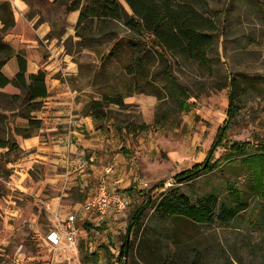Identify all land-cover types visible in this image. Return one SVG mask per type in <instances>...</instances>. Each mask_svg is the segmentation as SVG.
<instances>
[{
    "label": "rangeland",
    "instance_id": "obj_1",
    "mask_svg": "<svg viewBox=\"0 0 264 264\" xmlns=\"http://www.w3.org/2000/svg\"><path fill=\"white\" fill-rule=\"evenodd\" d=\"M207 9L211 14L214 11L213 17L219 27V36L215 37L213 49L208 53L211 66L202 68L166 52L172 72L192 94L189 100L192 107L184 111L175 106L167 91L162 76L163 63L158 57H154L146 77L133 79L126 72L131 55L130 36L122 23L107 24L84 40L75 34L70 36L66 50L77 73L66 76V83L82 90L78 94L83 101H88L86 104L104 94L123 95L122 108L112 103L104 107L108 120L103 129L112 133L110 138L116 146L113 155L125 152L126 165L137 170L136 179L141 183L131 177V185L125 189L130 204L122 217L99 224L89 219L79 221L78 253H70L65 260H54L45 239L46 233L55 226L54 211L46 207L45 198L16 186L18 175L8 163L21 157L19 148L6 154L1 151L0 264H118L116 259L128 232L129 215L142 203L148 191L152 195L159 194L161 186L167 189L172 185L175 175L206 158L217 130L227 118L230 74L238 77L244 85L241 87L248 91L241 92L238 97L239 109L226 131L227 139L264 144V0H207ZM5 14L7 11L0 8V16ZM0 35L4 37L5 34ZM111 51L112 56L107 57ZM148 55L152 56V52ZM1 92L12 93L9 89H0V113L4 116L0 137L17 142L16 137L22 136L16 134L15 127L25 122V118L19 116L23 106L21 101L1 96ZM141 124H146L147 129H140ZM225 152L226 148L218 147L214 159L223 157ZM232 164L226 160L219 168L183 181L179 187L194 199L211 193L217 195L219 208L222 203L234 204L229 187L235 186L244 191L249 205L247 210L229 223L215 221L208 225L185 217L160 219L150 207L137 230L127 235L131 246L126 264H190L191 261L238 264L233 258L236 254L246 264L261 262L264 197L247 190L246 171ZM35 171L42 174L43 169L31 171L32 182L24 178L23 184L36 183L39 176ZM144 182L146 187L142 186ZM160 182L161 186L151 191ZM86 198L84 192L67 189L60 202L71 205L68 206L71 211ZM76 202L79 205L74 206ZM93 252L96 258L83 259Z\"/></svg>",
    "mask_w": 264,
    "mask_h": 264
},
{
    "label": "trees",
    "instance_id": "obj_2",
    "mask_svg": "<svg viewBox=\"0 0 264 264\" xmlns=\"http://www.w3.org/2000/svg\"><path fill=\"white\" fill-rule=\"evenodd\" d=\"M59 5H63L66 11L80 9L77 19L75 35L82 40L89 38L95 30L105 28L107 24L122 23L129 31L128 41L131 55L126 65V72L136 79L138 76L146 77L153 65L154 57H158L162 63V76L166 80L167 91L174 99L175 106L181 110H189L192 103L191 91L182 83L179 77L172 72V63L166 52L173 57H179L186 63H197L202 68L210 67L208 53L213 49L215 37L219 36L217 19L207 11V0H88L81 5L82 0H54ZM125 3L128 9L124 6ZM0 8L6 10L7 14L0 16V88L7 84L15 86L19 93H2L1 96H9L16 101H21L22 112L19 116L27 120L21 126L15 127V132L22 137L34 134L42 126L41 119L35 117V113L40 109L48 96L45 72L38 70L33 73L28 70L25 53L16 51L10 42L5 38L8 30L14 24L13 11L8 0H0ZM29 16H31L29 14ZM216 34V35H215ZM222 34V33H221ZM152 52V56L148 55ZM113 51L108 56H112ZM105 57V59L107 58ZM259 76V75H258ZM229 94L227 118L222 127L216 132V137L209 146L206 158L201 162H195L190 169L182 170L173 177L172 185L169 188L161 186L162 182L155 184L152 188L161 186L159 194H148L143 201L134 209L128 219L127 234L121 246L118 264H126L124 255L128 234L137 230L140 221L144 217L148 208L155 209L156 216L160 219L169 217H185L195 223L211 225L215 221L226 224L237 217L241 211L249 208L243 190H238L235 186H230L229 191L234 204L222 203L218 208V197L211 193L192 198L188 193L181 190L179 184L183 181L196 179L202 173H209L211 170L219 168L224 161L228 160L241 166L248 176L247 190L251 194H259L264 197V144L250 143V141H233L227 139L228 127L234 120L238 109V97L241 92H246V88L241 84L238 77L233 74L228 75ZM241 91H240V90ZM115 104L119 108L123 106V95L104 94L100 99L90 101L82 109L86 114H90L98 128H103L108 120V111L104 107ZM4 116L0 113V123ZM140 129H147L146 124H141ZM1 130V128H0ZM0 146L7 147L9 153L19 148L18 143L7 138L0 137ZM218 147L226 148L224 156L214 159L215 151ZM218 210V211H217ZM217 212V213H216ZM131 246L129 241L128 250ZM106 247V246H105ZM262 261H253L250 264H264V254ZM96 258V252L83 256ZM253 256V260L256 259ZM238 264H246L237 254L233 257ZM231 264L234 262L230 261ZM190 264H199L193 263Z\"/></svg>",
    "mask_w": 264,
    "mask_h": 264
},
{
    "label": "crops",
    "instance_id": "obj_3",
    "mask_svg": "<svg viewBox=\"0 0 264 264\" xmlns=\"http://www.w3.org/2000/svg\"><path fill=\"white\" fill-rule=\"evenodd\" d=\"M8 1L15 25L5 38L16 51L25 53L29 71L45 72L48 88L43 106L33 113L42 126L31 136L16 137L21 157L8 163L18 175L16 186L45 198L50 210L67 214L71 205L60 202L67 189L84 192L87 200L101 184L125 191L132 179L140 182L137 170L126 165L127 154L122 151L113 155L116 146L110 138L112 133L98 128L92 116L83 112L88 101L78 94L82 90L66 83L65 77L77 70L66 44L75 34L80 9L66 11L54 0ZM3 89L19 93L12 84ZM1 151H7V147L0 146ZM38 168L43 172L35 171L39 176L36 183L23 184L24 178L32 182L31 171Z\"/></svg>",
    "mask_w": 264,
    "mask_h": 264
},
{
    "label": "built area",
    "instance_id": "obj_4",
    "mask_svg": "<svg viewBox=\"0 0 264 264\" xmlns=\"http://www.w3.org/2000/svg\"><path fill=\"white\" fill-rule=\"evenodd\" d=\"M142 186L146 187L147 183L144 182ZM129 204L130 197L126 191L101 184L92 196L64 216L53 212L55 226L46 233L45 239L54 254V260H65L70 253H78L81 235L79 221L89 219L98 223L118 219L125 214ZM46 207L49 209V205L46 204Z\"/></svg>",
    "mask_w": 264,
    "mask_h": 264
},
{
    "label": "water",
    "instance_id": "obj_5",
    "mask_svg": "<svg viewBox=\"0 0 264 264\" xmlns=\"http://www.w3.org/2000/svg\"><path fill=\"white\" fill-rule=\"evenodd\" d=\"M171 181L173 182L174 180L172 179ZM128 245H129V238H127V240H126V245H125V249H124V251H125V253H124L125 257L128 254Z\"/></svg>",
    "mask_w": 264,
    "mask_h": 264
}]
</instances>
